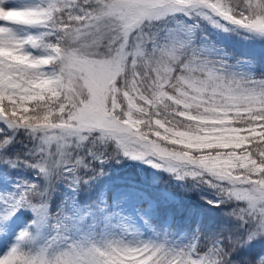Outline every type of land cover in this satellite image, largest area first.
<instances>
[{
	"label": "snow or ice",
	"instance_id": "6c2138e0",
	"mask_svg": "<svg viewBox=\"0 0 264 264\" xmlns=\"http://www.w3.org/2000/svg\"><path fill=\"white\" fill-rule=\"evenodd\" d=\"M257 43L264 0H0V264H264Z\"/></svg>",
	"mask_w": 264,
	"mask_h": 264
},
{
	"label": "rangeland",
	"instance_id": "374dc122",
	"mask_svg": "<svg viewBox=\"0 0 264 264\" xmlns=\"http://www.w3.org/2000/svg\"><path fill=\"white\" fill-rule=\"evenodd\" d=\"M250 50L252 52H254L259 57L261 52L264 51V44H259V43L254 44V45L251 46ZM114 174L115 175L129 177V178H133V179L143 178V176L145 175L144 173H142L140 171L139 168H137V167H135L133 165H129V164H126L122 168L117 169L116 173H114ZM157 187L160 190H167V191L172 192L173 194H175V190L172 189L171 187H169V185L167 183V176L166 175L163 177V179H161V181L159 182Z\"/></svg>",
	"mask_w": 264,
	"mask_h": 264
},
{
	"label": "trees",
	"instance_id": "16d2710c",
	"mask_svg": "<svg viewBox=\"0 0 264 264\" xmlns=\"http://www.w3.org/2000/svg\"><path fill=\"white\" fill-rule=\"evenodd\" d=\"M258 246H259V245H257V246H256V248L254 249V251H257V250H258V249H257V248H258Z\"/></svg>",
	"mask_w": 264,
	"mask_h": 264
}]
</instances>
